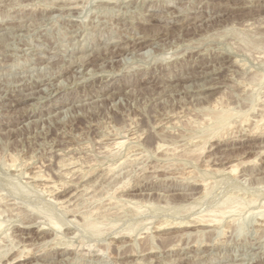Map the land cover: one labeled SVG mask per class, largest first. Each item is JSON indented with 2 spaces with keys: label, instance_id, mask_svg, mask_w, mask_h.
Instances as JSON below:
<instances>
[{
  "label": "rangeland",
  "instance_id": "1",
  "mask_svg": "<svg viewBox=\"0 0 264 264\" xmlns=\"http://www.w3.org/2000/svg\"><path fill=\"white\" fill-rule=\"evenodd\" d=\"M263 206L264 0H0V264H264Z\"/></svg>",
  "mask_w": 264,
  "mask_h": 264
},
{
  "label": "bare ground",
  "instance_id": "2",
  "mask_svg": "<svg viewBox=\"0 0 264 264\" xmlns=\"http://www.w3.org/2000/svg\"><path fill=\"white\" fill-rule=\"evenodd\" d=\"M75 10V9H74ZM87 39V38H86ZM149 41V40H148ZM133 43V42H132ZM81 55V54H80ZM160 77V76H159ZM210 82V81H209ZM17 96V95H16ZM24 98V97H23ZM228 115H229V113H228ZM221 116V115H220ZM217 117V116H216ZM224 117V116H223ZM222 121V120H221ZM219 123V122H218ZM22 124V123H21ZM165 124V123H164ZM220 124V123H219ZM223 126V125H222ZM221 126V128H223ZM219 127V126H218ZM220 128V129H221ZM212 130V129H211ZM218 130V129H217ZM217 133H219V132H216V134ZM211 134V133H210ZM213 134V133H212ZM212 136V135H211ZM214 136H216L215 134H214ZM123 144V142H116V146L118 145H122ZM115 146V145H114ZM234 167V166H233ZM238 167H239V165H238ZM232 169V172L234 171H236V169L235 168H231ZM199 184V183H198ZM204 184V183H203ZM202 186H204V185H202ZM208 185H205V187H207ZM205 187H203V188H205ZM52 188H54V191H55V188H57L56 186L54 187V185L52 184ZM53 190V189H52ZM205 191H208V190H205ZM204 192V191H203ZM205 193V192H204ZM229 198V197H228ZM239 198V197H238ZM226 199V198H225ZM224 199V200H225ZM56 200V199H55ZM227 200V199H226ZM229 200H235L234 198L233 199H229ZM245 200H247V199H245ZM228 201V200H227ZM222 202V201H221ZM254 199L253 200H251L250 202H247V204L248 203H250V206H251V204L252 205H254L255 206V204H254ZM257 202V201H256ZM224 203V202H223ZM258 203V202H257ZM228 204H229V202H228ZM231 204V203H230ZM225 205H227V202H225ZM232 205V204H231ZM229 206V207H225L224 209H222V205L221 206H219V207H221V209L219 210V211H217V212H210L211 214H209V215H205V212H204V216H202V217H200V216H198V218H194V219H192V220H190L188 223H185L184 224V226H181V227H177V228H210V227H213L214 225H217L218 223H221V222H223V219H225V216H227L228 215V217H229V214L230 213H235V211H236V213L238 212L237 210L239 209V211H240V209H243L242 211L244 212V207H245V203L244 202H242V201H235L234 203H233V205L232 206ZM263 205V204H262ZM249 206V207H250ZM257 206V205H256ZM261 206V205H260ZM252 207V206H251ZM264 207V206H263ZM247 208V207H246ZM261 208V207H260ZM216 209H218V207L216 208ZM261 209H263V208H261ZM260 210V209H259ZM242 211H240V212H242ZM239 212V213H240ZM258 212V211H257ZM238 213V214H239ZM259 213V212H258ZM257 213V214H258ZM260 213H261V211H260ZM251 214V213H250ZM256 214V213H255ZM203 215V214H202ZM262 215H264V214H262ZM231 216V215H230ZM248 216V215H247ZM252 216V215H251ZM249 217H250V215H249ZM54 218V217H53ZM242 219V218H241ZM245 219V218H244ZM234 220V219H233ZM48 221H49V218H48ZM55 221V220H54ZM52 222V221H51ZM50 222V223H51ZM74 222H76V221H74ZM58 223V222H57ZM78 223V222H77ZM52 224V226H53V228H55L56 229V231L58 230V232H59V230H60V228L61 227H58L59 225H56L55 223H51ZM77 225V224H76ZM91 224H89V226H90ZM94 225H95V223H94ZM97 225V224H96ZM180 225V224H179ZM219 225V224H218ZM240 225V224H239ZM81 227V226H80ZM86 228H88L87 226H86ZM92 230H93V228H95V230L97 229V226H91L90 227ZM100 227H98V229H99ZM90 229V230H91ZM62 231V230H61ZM95 232H97V231H95ZM100 231H98V233H99ZM131 233V232H130ZM94 234V233H93ZM189 235H190V233H188ZM187 235V234H186ZM192 235V234H191ZM125 237V236H124ZM56 238V237H55ZM200 240H202V239H200ZM197 243H198V241H197ZM205 243V242H204ZM53 244V243H52ZM58 244V243H57ZM62 244V243H61ZM199 244V243H198ZM44 245V244H43ZM67 247V246H66ZM175 248V247H174ZM68 250V249H67ZM73 250V249H72ZM149 250H150V248H149ZM152 250V249H151ZM164 250V249H163ZM43 251V250H42ZM30 253V252H29ZM103 253V252H102ZM139 253V252H138ZM105 255V254H104ZM131 255V254H130ZM210 257V256H209ZM21 258V257H20ZM20 258H15V259H13L10 263H8V264H19V262L20 261H22V260H20ZM147 259H140V258H138V259H136L135 260V263L136 264H140V263H142V264H147V262L149 263V264H152V263H154V259L152 258V257H146ZM236 259V258H235ZM245 259V258H244ZM181 261V260H180ZM166 262V261H165ZM132 263V262H131ZM134 263V264H135Z\"/></svg>",
  "mask_w": 264,
  "mask_h": 264
}]
</instances>
